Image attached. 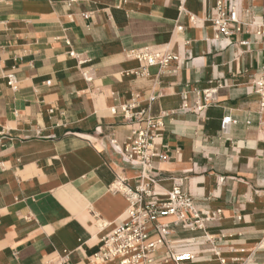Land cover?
<instances>
[{"label": "crops", "instance_id": "obj_1", "mask_svg": "<svg viewBox=\"0 0 264 264\" xmlns=\"http://www.w3.org/2000/svg\"><path fill=\"white\" fill-rule=\"evenodd\" d=\"M223 4L227 36L215 0H0V264H116L92 256L126 218L112 185L140 183L121 148L145 123L111 112L133 99L161 122L142 180L159 200L178 183L203 219H155L178 264H264L263 0ZM144 47L174 58L129 54Z\"/></svg>", "mask_w": 264, "mask_h": 264}, {"label": "built area", "instance_id": "obj_2", "mask_svg": "<svg viewBox=\"0 0 264 264\" xmlns=\"http://www.w3.org/2000/svg\"><path fill=\"white\" fill-rule=\"evenodd\" d=\"M217 14L212 18L216 27L217 36H227L229 34L228 22L237 21V11L233 6H225L223 0H215ZM264 7V0H263ZM129 54L146 65L159 64L166 65L174 57L159 49L144 47L131 50ZM74 56V52H69ZM7 85L16 90L18 81L12 72L5 75ZM255 92L260 97V108L264 109V67L254 84ZM212 97V91H204L203 105H207ZM207 102V103H206ZM135 99L112 107V113H120L127 120H135L138 123L144 122L145 125L138 126L132 136L123 143L121 153L131 164L137 165L140 169V183L134 187L123 185L119 179L112 185V191H121L127 201L126 218L116 225L112 231L101 238L98 250L93 254V259L99 262L115 261L116 264H161L168 259L176 264L182 259L187 258V254L174 253L166 244V234L168 224L155 223V219L164 216H172L174 223H192L195 226H202L203 219L200 211L196 208L192 198L184 192L178 183H175L167 192L164 199L154 197L150 181H143L146 173L151 168L152 157L160 154L154 152V140L158 136L161 127L159 118L145 117V110L137 109ZM230 122H235L227 115L221 119L220 127L222 131ZM156 232L152 237L151 230ZM165 249L160 254L161 249ZM64 260L58 258L50 264H63Z\"/></svg>", "mask_w": 264, "mask_h": 264}, {"label": "rangeland", "instance_id": "obj_3", "mask_svg": "<svg viewBox=\"0 0 264 264\" xmlns=\"http://www.w3.org/2000/svg\"><path fill=\"white\" fill-rule=\"evenodd\" d=\"M228 127H226V129H227Z\"/></svg>", "mask_w": 264, "mask_h": 264}, {"label": "bare ground", "instance_id": "obj_4", "mask_svg": "<svg viewBox=\"0 0 264 264\" xmlns=\"http://www.w3.org/2000/svg\"><path fill=\"white\" fill-rule=\"evenodd\" d=\"M111 261H113V260H111Z\"/></svg>", "mask_w": 264, "mask_h": 264}]
</instances>
